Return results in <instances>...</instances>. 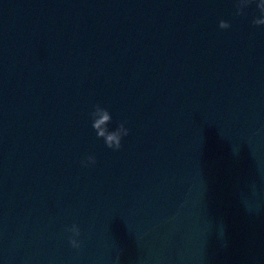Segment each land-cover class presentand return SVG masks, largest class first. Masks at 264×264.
Returning a JSON list of instances; mask_svg holds the SVG:
<instances>
[{
	"label": "water",
	"instance_id": "water-1",
	"mask_svg": "<svg viewBox=\"0 0 264 264\" xmlns=\"http://www.w3.org/2000/svg\"><path fill=\"white\" fill-rule=\"evenodd\" d=\"M237 6L0 0V264H264V25Z\"/></svg>",
	"mask_w": 264,
	"mask_h": 264
},
{
	"label": "clouds",
	"instance_id": "clouds-1",
	"mask_svg": "<svg viewBox=\"0 0 264 264\" xmlns=\"http://www.w3.org/2000/svg\"><path fill=\"white\" fill-rule=\"evenodd\" d=\"M247 4V0H238V6L237 9L239 12H243V9L245 8V5ZM256 4L258 9L260 10L261 15L257 16L254 20V23L258 25H264V0H256ZM220 27H227V24L225 22H221ZM93 122L92 126L94 129H99L97 132V135L99 137H103L104 142L106 145L110 148H120L122 144L123 138L128 134L129 129L125 126L124 122H121L117 127L111 128L110 123H108L111 119V112L106 108L99 104L95 106V110L92 112ZM102 119H98V117H101ZM101 124L104 125V127H101ZM95 162V156L94 155H88L85 161L83 163H94ZM69 232L73 233L74 235L71 236L70 242L74 247H79L80 241L76 239L77 236L80 235V227L78 224L73 223L68 229Z\"/></svg>",
	"mask_w": 264,
	"mask_h": 264
}]
</instances>
